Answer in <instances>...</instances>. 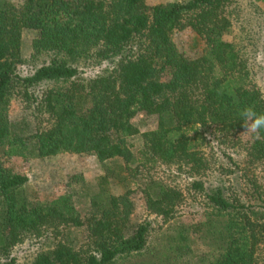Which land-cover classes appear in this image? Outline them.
I'll return each mask as SVG.
<instances>
[{
    "label": "trees",
    "instance_id": "trees-1",
    "mask_svg": "<svg viewBox=\"0 0 264 264\" xmlns=\"http://www.w3.org/2000/svg\"><path fill=\"white\" fill-rule=\"evenodd\" d=\"M235 0H184L147 5L145 0H26L21 9L0 3V147L8 157L92 153L101 163L122 159L129 169L157 161L200 175L210 168L211 138L246 153V165L264 164V134L246 132L239 113L264 114V98L248 60L225 39ZM262 1L264 0H257ZM24 28L39 36L27 57ZM191 28L204 52L191 56L174 42ZM45 55L41 64L34 65ZM34 65L24 73L21 66ZM101 68L84 76L83 70ZM168 77L166 79L163 76ZM53 81L41 97L31 89ZM48 113L36 137L15 128L9 116L12 93ZM154 116L145 132L142 158L129 136L133 120ZM30 178L0 161V264H16L14 248L27 237L50 238L26 264H117L148 247L152 225L132 223L131 191L114 194L106 180L81 214L71 196L40 201L27 192ZM149 211L169 223V264H259L264 253V192L254 184L247 197L229 199L220 187L192 186L205 195L201 221L180 220L182 190L163 180L136 179ZM108 187V188H107ZM76 231H84L80 238Z\"/></svg>",
    "mask_w": 264,
    "mask_h": 264
},
{
    "label": "rangeland",
    "instance_id": "rangeland-1",
    "mask_svg": "<svg viewBox=\"0 0 264 264\" xmlns=\"http://www.w3.org/2000/svg\"><path fill=\"white\" fill-rule=\"evenodd\" d=\"M171 1L184 0H145L147 5H155ZM8 2L21 9L26 0H0ZM228 13L232 19V29L225 34V39L234 43L241 54L248 60L251 76L261 90H264V2L257 0H235ZM39 36L34 28H24L22 42L25 55L28 57L32 45ZM173 40L176 45L191 56H199L204 52V41L191 28L174 32ZM34 63L41 64L45 55ZM32 65V66H34ZM30 65L21 66L24 73L28 72ZM101 71V68L83 70L88 77ZM168 75L163 76L166 79ZM53 81L43 82L32 88L31 91L41 97L43 90L56 86ZM9 116L15 128L32 132L36 137L41 136L48 127V113L37 102L26 99L23 93L15 90L10 99ZM140 128V133L129 136L127 141L131 150L142 158L144 150L145 132L154 129L157 118L139 114L133 120ZM206 153L210 160V168L200 175H192L186 168L175 164H165L157 161L136 162L132 169L120 159L101 163L95 154L64 152L48 157H8L3 155L0 147V161L12 165L17 171L27 174L30 181L27 192L40 201H48L60 195H69L75 203L76 209L81 213H88L91 209L92 196L99 190L101 179L106 180L108 189L114 194H122L127 190L136 204L132 215V223L148 221L152 225L151 235L147 249L141 254L132 255L120 260L117 264H169L166 261V252L169 248L171 227L162 217L148 210L143 194L137 185L136 179L145 176L163 180L166 184L182 190L184 201L178 207L180 220L201 221L205 206V195L195 189L192 183L201 181L206 188L220 187L229 199L236 196L247 197L256 184L264 192V164L246 165V153L240 147H230L215 138H211ZM75 233L83 238L84 231ZM50 238L27 237L17 244L13 251L16 264L30 262L38 251L50 245ZM172 264V263H171ZM264 264V253L259 260Z\"/></svg>",
    "mask_w": 264,
    "mask_h": 264
},
{
    "label": "clouds",
    "instance_id": "clouds-1",
    "mask_svg": "<svg viewBox=\"0 0 264 264\" xmlns=\"http://www.w3.org/2000/svg\"><path fill=\"white\" fill-rule=\"evenodd\" d=\"M261 94L264 98V90ZM239 117L243 119L246 132L253 134L257 139L264 134V114H258L253 107L249 106L240 111Z\"/></svg>",
    "mask_w": 264,
    "mask_h": 264
}]
</instances>
